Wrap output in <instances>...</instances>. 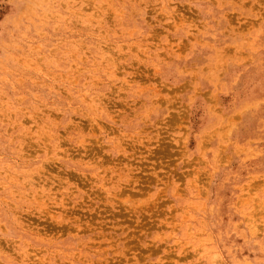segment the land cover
<instances>
[{
	"label": "rangeland",
	"instance_id": "rangeland-1",
	"mask_svg": "<svg viewBox=\"0 0 264 264\" xmlns=\"http://www.w3.org/2000/svg\"><path fill=\"white\" fill-rule=\"evenodd\" d=\"M0 264H264V0H0Z\"/></svg>",
	"mask_w": 264,
	"mask_h": 264
}]
</instances>
